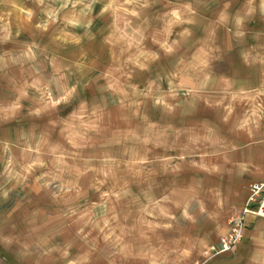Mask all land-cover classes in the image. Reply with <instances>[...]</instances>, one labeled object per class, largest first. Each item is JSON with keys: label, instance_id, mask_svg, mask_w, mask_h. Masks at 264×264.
Listing matches in <instances>:
<instances>
[{"label": "clouds", "instance_id": "9594fccd", "mask_svg": "<svg viewBox=\"0 0 264 264\" xmlns=\"http://www.w3.org/2000/svg\"><path fill=\"white\" fill-rule=\"evenodd\" d=\"M161 2L0 0V45H21L15 54H0V71L10 65H28L31 77L9 106L0 107L4 121L16 120V113L25 110V100L29 102L28 114L37 117L50 111L59 113L63 106L57 142L44 134L27 133L20 137L23 143L0 142V206L12 202L5 220L0 221V240L15 245L23 264H95L94 255L102 256L106 250L104 259L109 264H117V260L119 264H207L224 253L237 256L238 264H264V211L247 207L259 195L256 188L264 190L261 166L251 156L231 158L230 154L240 153L241 148L227 141L218 125L186 131L185 142L180 143L182 133L172 124L161 130L160 119H152L149 112L155 110L158 117L177 109L186 112V105L191 107L202 99L223 110L221 123L229 125L228 132L243 134L245 148L264 147V44L241 52L245 68L258 74L259 84L236 89L225 80V86L217 91L221 70L211 67L214 49L197 47L187 58L181 52L193 36L203 0H164L167 10L155 14L163 27L152 37L158 49L146 47L149 13ZM230 7V2L225 3L219 12V22L227 33H232V22L237 29L254 24L257 18L264 24V0H245L243 14L237 11L235 16L228 13ZM106 19L110 30L93 32L96 21ZM256 31L245 29L235 35L244 37L251 32L255 38ZM25 33L30 40L21 41ZM97 35L102 44L111 46L109 62L117 61L115 68L104 73L105 83L98 89L103 107L81 95L90 80L96 79L83 48L86 40L94 42ZM37 36L41 40L47 37L49 43L42 44ZM49 44L55 46L51 51ZM69 46L80 49V55L62 64L57 50ZM161 54L173 60V70L166 77L157 73L147 90L142 89L138 80L161 61ZM109 96L115 97L114 104L131 110L123 132L108 134L104 109ZM133 120L139 122L133 124ZM170 130L173 137L168 136ZM155 149H163L165 154L153 156ZM85 150L97 154L85 156ZM185 161L209 176H220L223 166L231 164L237 179L243 181L248 176L258 184L248 183L253 195L247 199L239 188L230 189L228 181L208 189L200 181L182 191L173 188L157 194L151 185L139 194L133 191L132 181L154 174L152 165L163 163L165 172L168 167L175 172L181 169L179 162ZM90 172L96 174L90 187L99 194V203L80 183ZM43 189H54L52 195L55 203L62 205L60 210L54 208L43 217L33 212L26 225L22 217L8 224L20 211V201ZM122 202L127 208L123 223L116 208ZM74 224V232L69 233ZM3 225L11 228L7 235ZM21 225L23 233L18 231ZM246 237L251 250L245 258L239 250L248 247Z\"/></svg>", "mask_w": 264, "mask_h": 264}, {"label": "rangeland", "instance_id": "374dc122", "mask_svg": "<svg viewBox=\"0 0 264 264\" xmlns=\"http://www.w3.org/2000/svg\"><path fill=\"white\" fill-rule=\"evenodd\" d=\"M221 2V3H220ZM220 3L221 6L226 2V0H203V3L199 6L198 11L201 13L197 19V26L192 28L193 36L188 39V41L183 45L181 52L185 55V57H189L190 53L195 50L197 47H208L211 46L214 51L212 53V60L210 61L211 67L213 69H221L223 66L224 59L220 58L223 52L226 51V43H221L217 41L218 36H221L220 32L216 30V23L219 21V12L223 8H218L217 4ZM99 5L96 6V10L99 11ZM167 9L164 7V0H162L161 4L157 5L156 8L152 9L149 13L150 16V23L151 27L146 32V36L148 39L145 41V45L149 50H156L158 49V45L152 44V37L156 34V32L163 27L162 21L157 18L155 15L156 13H162ZM228 11V10H227ZM230 14V12L228 11ZM110 23L107 19L105 21L97 20L94 27L93 32H96L97 29H103L105 31L110 30L107 29V24ZM81 31L82 30H78ZM176 31H179L177 29ZM214 33V34H213ZM216 34V35H215ZM175 35V32H174ZM216 36V37H214ZM160 38V37H157ZM214 38L216 39L214 41ZM21 41L30 40V37L27 33L20 37ZM37 40L42 44L49 43L47 37H44L43 40L37 36ZM21 48L19 43L17 44H4L0 45V54H3L6 51H10L13 54L17 53ZM50 51L55 48L54 45L49 44ZM111 46L107 44L101 43L100 35H97L96 41L88 42L85 41V46L83 51L87 53L88 61L90 62L91 73L96 79L90 80L88 83V90L86 92L82 91L81 95L86 97L90 102L101 103L100 96L98 89L99 87L105 83L103 79V75L107 71H111L113 68L117 66V61L113 59L111 63L109 62V50ZM59 53L58 59L59 62L62 64H69L71 63L72 59H75L80 55V49L74 48L69 46L67 49L57 50ZM116 54L119 55V49H116ZM161 61L157 62L156 64L152 65V71L150 73L143 74V78L139 79L138 82L142 89L147 90V84L149 80L156 79L157 73L161 77H166L169 73L173 70V60L171 59H164L163 54ZM68 57V59H65ZM43 59V57H41ZM243 61V60H242ZM244 62V61H243ZM45 65L47 61H44ZM51 69H49V72ZM30 69L28 65H25L21 68L19 65H10L3 71H0V107L9 106L11 101L15 99V97L19 94V92L23 89L25 81L31 82V77L29 75ZM250 73V71L248 72ZM242 77H245L242 76ZM249 76L246 75V78ZM217 80L218 77H217ZM136 82V81H134ZM218 82V81H217ZM157 83H161V81H157ZM239 85V84H238ZM246 85V84H245ZM163 87L167 90V80L163 81ZM115 99L114 96L108 97V106L104 109V120L105 124L108 126V134L113 133H120L126 130V121L125 117L131 116L130 109L121 108L118 104H114L113 100ZM25 105V110L16 113V120L12 123H7L4 121V113H0V142L3 141H12L14 143H23L20 140L21 135L33 134L39 136L41 134L46 135L50 138V140L55 143L60 137H58V127L59 120L61 114L63 112V106L60 112L50 111L42 113L41 116H32L28 114L29 102L27 100L23 101ZM146 105H150V101H145ZM101 107L103 104L101 103ZM145 109H141L143 112ZM192 115H195L196 108L192 106L190 108ZM150 116L152 119H160V128H166L168 124H172L176 130H179L182 135L180 138V143L185 142V138L183 137V125H188L189 131L196 132L195 128L202 127L196 124L194 121L187 120L186 115L183 117V109H177L176 113L171 115H163L157 116L155 110L149 109ZM185 114V113H184ZM16 121H19L17 123ZM133 124L138 123L139 121L133 120ZM184 122V124H183ZM216 125V124H215ZM197 126V127H196ZM169 137H173V131L170 130L168 132ZM97 153L90 152L85 150L83 155H96ZM163 149H155L152 153L153 156L156 155H163ZM176 163V162H173ZM183 163V162H179ZM165 165L163 163H157L152 165L154 169V174L151 176H146L144 180H134L132 181L133 191L139 194L141 189H147L149 185L152 186L153 190L159 194L163 192V185L162 182L164 179L166 180L169 178L173 172L171 167L167 168V172H165ZM172 170V172H171ZM172 177V176H171ZM96 174L95 173H88L87 175L83 176L80 180L81 185L85 189L87 193L92 196V199L96 200L99 203V194L95 193L94 189L90 187V185L95 184ZM160 185V186H159ZM54 189H43L40 191L39 195H35L29 193L27 197L20 201V211L17 212L13 217L12 220L8 222L11 224L12 222H18L22 217L24 219V225L27 224L28 219L30 218L31 214L35 212L38 216L43 217L47 213L53 211L56 208L57 211L60 210L62 205L58 206L52 195ZM24 193H21V196L24 197ZM81 203H84L82 200ZM89 207L91 206L89 202ZM12 207V202L0 206V221L5 220V213L9 211ZM117 211L121 214V223H123V215L127 212V208L125 204L122 202L116 205ZM97 213L100 211L99 208L95 210ZM82 224L83 222H79ZM131 220H129V224ZM24 225H21L18 229L21 233H23ZM6 228L5 234L7 235L8 232L11 231V228L8 225H3ZM77 225H72V228L68 229L69 233H73L74 229ZM87 230V229H86ZM95 235V233H93ZM76 247H79V243H76ZM103 248V245H101ZM75 252V249H74ZM107 250L103 253L102 256L94 255L93 260L95 264H109L108 259H104V256H107ZM100 258V259H97ZM101 260V261H100ZM0 264H23L22 259L18 258L17 250L14 244H7L3 240H0ZM117 264H119V260H117Z\"/></svg>", "mask_w": 264, "mask_h": 264}, {"label": "crops", "instance_id": "0c3cea01", "mask_svg": "<svg viewBox=\"0 0 264 264\" xmlns=\"http://www.w3.org/2000/svg\"><path fill=\"white\" fill-rule=\"evenodd\" d=\"M227 3H231V7L227 10L230 12V15L235 16L237 11H240L243 14V9L245 8V0H226ZM221 3V2H220ZM218 3V8H223L225 4L221 6ZM229 27L232 28V33H227L222 24L218 21L216 23V30L220 32L221 36H218L217 41L221 43H226V51L220 55V58L224 59L223 66L220 69L221 73L217 74L219 80H217V91L222 89L225 86V80H228L231 85L236 88H247L251 86H256L259 84L258 74L255 72H249L245 68L243 58L241 56V52H247L250 50V46L256 45L259 48V45L264 44V24H262L259 19L254 24H246L243 29H237L234 22L229 24ZM245 29H256L255 38H253V33L249 32L244 37L236 36L235 33L240 30ZM214 36V37H216ZM216 39L214 38V41ZM245 77H242L244 76ZM246 75L249 76L246 79ZM239 84V85H238ZM246 84V85H245ZM193 106L196 108V114L192 115L190 108L187 105L185 109H183V117L186 115L187 120L194 121L196 124L200 125L201 128H195L196 132L202 131L205 127L216 124L220 127L223 132L224 137L227 141L231 143H235L241 148L240 153H232L231 158L233 159H244L251 156L254 161L261 166V173H264V147L260 148H252L247 149L244 147L245 140L243 138V134L241 133H233L228 132L229 125H223L222 115L223 110L221 108L215 107V105H207L204 100L197 99L194 101ZM185 113V114H184ZM184 124V122H183ZM189 131L188 125H183V133ZM183 137L185 138L184 134ZM181 164V169L179 171L172 172L171 176L162 182L164 191H168L170 189L175 188L177 191L184 190L188 184L195 185L200 181H203V185L205 189L209 187H214L217 184H222L224 181L229 182V188H239L240 195L243 198H247L248 195V183H257L254 178L245 176L243 181L237 179L236 170L232 167L231 164L224 165L222 169V173L220 176L212 175L209 176L206 173L198 172L195 169L190 167L189 162L185 161ZM246 181L247 183H245ZM160 186V185H159ZM211 223V222H209ZM251 232V229L248 230ZM244 244L247 245V248H242L239 250V255L241 257H247L250 255L251 245L250 241L245 238ZM100 259V258H97ZM101 261V260H100ZM202 264L204 262L202 261ZM207 264H238L237 256H234L232 253H225L223 255L217 256L214 260H209Z\"/></svg>", "mask_w": 264, "mask_h": 264}, {"label": "built area", "instance_id": "2783aa9c", "mask_svg": "<svg viewBox=\"0 0 264 264\" xmlns=\"http://www.w3.org/2000/svg\"><path fill=\"white\" fill-rule=\"evenodd\" d=\"M252 184H258L257 183H252ZM256 191H258L259 195L255 197V199L247 204V207L254 211H264V208L261 207V202H264V190H261L259 187L256 188ZM253 193L248 189V195L252 196ZM247 199V198H246ZM218 247H222V245H218ZM225 254V253H224Z\"/></svg>", "mask_w": 264, "mask_h": 264}]
</instances>
